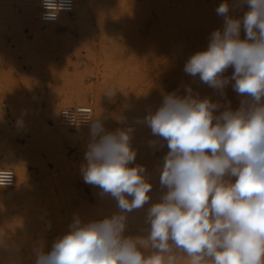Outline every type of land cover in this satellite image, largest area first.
I'll use <instances>...</instances> for the list:
<instances>
[{"label":"rangeland","instance_id":"rangeland-1","mask_svg":"<svg viewBox=\"0 0 264 264\" xmlns=\"http://www.w3.org/2000/svg\"><path fill=\"white\" fill-rule=\"evenodd\" d=\"M21 1L11 0L10 12L0 16V154L14 151L13 163L24 164L31 179L0 193V264H33L34 249L50 250L74 217L87 223L119 211L114 199L83 181L89 136L53 138L61 126L49 106L74 90H84L94 110L103 98L106 130L135 126V163L146 166L153 187L149 203L127 214L124 235L146 239V211L166 191L159 176L168 148L166 143L159 150L149 147L157 138L136 119L155 112L165 94L184 95V85L200 98L222 105L230 101L233 110L240 106L242 97L231 83L221 97L183 68L191 55L207 48L210 34L223 28V17L215 11L222 2L234 17L247 6L240 8L238 0H77L89 2L88 16L76 26L56 25L55 39L38 40L21 17ZM69 17L75 20L74 13ZM47 28L41 24L42 32ZM233 71L230 67L224 75ZM141 251L153 252L146 242ZM162 255L167 264L169 254ZM174 264H191V258L177 251Z\"/></svg>","mask_w":264,"mask_h":264},{"label":"clouds","instance_id":"clouds-1","mask_svg":"<svg viewBox=\"0 0 264 264\" xmlns=\"http://www.w3.org/2000/svg\"><path fill=\"white\" fill-rule=\"evenodd\" d=\"M238 3L247 6L240 17L230 15L227 2L215 9L223 28L183 71L221 97L231 83L240 106L200 98L184 85V95L165 94L155 112L137 120L157 138L149 147L168 148L159 176L166 191L146 211V239L124 235L127 214L149 203L153 187L146 166L135 163V129L108 131L97 116L80 171L84 183L114 199L119 211L87 223L74 217L50 250L34 249L33 264H165L164 253L174 264L177 251L191 264H264V0ZM42 6V18L55 21L71 11V0H42ZM230 67L232 75L225 76ZM12 175L0 169V188ZM145 242L151 255L141 251Z\"/></svg>","mask_w":264,"mask_h":264},{"label":"bare ground","instance_id":"bare-ground-1","mask_svg":"<svg viewBox=\"0 0 264 264\" xmlns=\"http://www.w3.org/2000/svg\"><path fill=\"white\" fill-rule=\"evenodd\" d=\"M11 3H12L11 0H0V16H3L5 14L7 15L10 12V5H11ZM88 6H89V2L88 1L87 2H84L82 5H80L79 2L76 0L75 9L73 11L75 20H73L72 18L69 17V15L71 13L70 14L64 13V14L61 15V17L58 20V22H56V23H50V24H43L38 19V14H39V11H40V0H22L21 1V8H22V12L23 13H22V16L21 17H23V19L25 21V25L31 31L34 32V35L36 36V38L38 40H45L46 38L55 39L56 37H54V34H53L54 27L56 25L63 24V23H66V24H68L70 26H76V25H78L86 17V15L88 14V12H89L88 11ZM11 14H13V13H11ZM41 24L46 25L48 27L45 32H42V30H41ZM7 95H8V93H7ZM87 103H88V101H87L86 92L84 90H82V89H80V90H74L71 93L65 95V97L62 99L61 103L59 105L57 104V106L50 103L51 105L49 106L50 110L48 111V113L51 114V116L54 118L55 123L57 125H60L61 126L60 127V130H61L60 131V134H54V135L52 134L53 135V138L57 142L61 138H63V137L69 136V138H70V134L73 137H75V138H81V137H84V136H89L87 134V131H88L87 129H89V128H77V129H73V130H75V132L74 133H71V132L68 131L70 128H67V127L62 126L60 124V121H59V115H60V111L62 109L61 108L60 111H59V107L60 106L72 107V106H78V105H83V104H87ZM10 107L12 108L13 106H10ZM17 115H18V113H17ZM97 116L102 117L104 119V123H105V119H106V116H107V107H106V103L103 101V98H99L98 103L95 106L94 118H96ZM136 120H138V119H136ZM21 158H22V156H21ZM14 159H15L14 151L13 152H6L4 154H0V167L12 166L13 168H15L14 170L16 172V183H15V186L13 188H15V187L17 188V186L20 183V179H23L24 181H28L29 182L30 179H31V177H30L28 168L24 164L17 165L15 163H13V160ZM8 168H11V167H8ZM48 181H50V180H48ZM50 183H51V181H50ZM2 191L3 190H1L0 193H2ZM53 211H57V210H53ZM55 216H57V214ZM80 216H82V215H80ZM1 250H4V249H1Z\"/></svg>","mask_w":264,"mask_h":264},{"label":"built area","instance_id":"built-area-1","mask_svg":"<svg viewBox=\"0 0 264 264\" xmlns=\"http://www.w3.org/2000/svg\"><path fill=\"white\" fill-rule=\"evenodd\" d=\"M75 4H76V0H71V11H61L55 21H46L42 18V15L45 12V9L42 6V0H40V11L38 14V19L43 24L56 23L58 22L62 14L73 13L75 9ZM92 119H94V105L92 102H89L83 105H78V106L64 107L61 109L60 115H59L60 124L70 129L89 128V124ZM0 169L10 170L13 173L11 177V184H9L8 186L4 188H0V191L4 189L13 188L16 183L15 170L12 168H8V167H0ZM3 175H7V172L3 173Z\"/></svg>","mask_w":264,"mask_h":264}]
</instances>
